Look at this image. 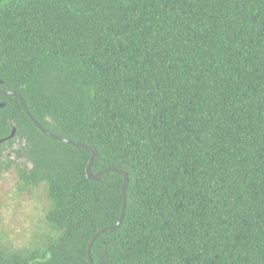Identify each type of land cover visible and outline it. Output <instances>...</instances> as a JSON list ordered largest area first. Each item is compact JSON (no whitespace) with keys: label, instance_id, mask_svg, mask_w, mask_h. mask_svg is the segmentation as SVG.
Listing matches in <instances>:
<instances>
[{"label":"trees","instance_id":"obj_1","mask_svg":"<svg viewBox=\"0 0 264 264\" xmlns=\"http://www.w3.org/2000/svg\"><path fill=\"white\" fill-rule=\"evenodd\" d=\"M0 81L128 174L92 264H264V0H0ZM0 103V175L45 201L0 264H89L123 175Z\"/></svg>","mask_w":264,"mask_h":264},{"label":"rangeland","instance_id":"obj_2","mask_svg":"<svg viewBox=\"0 0 264 264\" xmlns=\"http://www.w3.org/2000/svg\"><path fill=\"white\" fill-rule=\"evenodd\" d=\"M23 162L18 161V163ZM0 198L3 201V207L0 210L2 227L5 228L14 246L26 245L43 217L45 205L43 196L29 195L23 191L18 172L11 169L10 172L0 175Z\"/></svg>","mask_w":264,"mask_h":264},{"label":"water","instance_id":"obj_3","mask_svg":"<svg viewBox=\"0 0 264 264\" xmlns=\"http://www.w3.org/2000/svg\"><path fill=\"white\" fill-rule=\"evenodd\" d=\"M0 84H2V81H0ZM0 94L11 95V96L16 97L19 100V102H20L23 110L25 111L26 115L32 121V123L39 129V131H41L46 136H48V137H50L52 139H55L57 141H60V142H63V143H66V144L75 146V147H79V148H83V149L89 150L91 152V155H90V158H89V160L87 162L86 169H85L86 175H87V178L88 179L93 180V181H98L100 179L101 175L104 172H106V171H115V172H118V173H120V174L123 175V181H122V208H121V213H120V215H119V217H118V219H117V221L115 222L114 225L107 226V227H103L100 230H98L92 236V238H91V240L89 242V245H88V249H87L88 258H89V264H92L91 258H90V247L93 244L95 238L99 234H101L102 232H104V231H114V230H116L118 228V226L120 225L122 219H123L125 205H126V185H127V182H128V174L124 170L115 169V168H106V169H103V170H101V171L93 174L91 172V164H92L93 160L97 157V151H96V149L94 147L89 146V145H85V144H82V143H79V142H75V141H72L70 139H66L64 137H61V136L56 135V134H53V133L49 132L48 130H46L42 125H40L34 119V117L28 111V109H27V107L25 105L24 99L17 92H15L13 90H9V89H1L0 88ZM3 106H4V104L3 103H0V108L3 107ZM14 133H15V130L12 129V132H11V134L8 137H6L5 139H1L0 140V144H1L2 141H7V140L11 139L14 136Z\"/></svg>","mask_w":264,"mask_h":264}]
</instances>
